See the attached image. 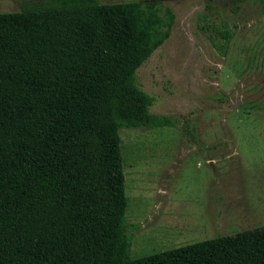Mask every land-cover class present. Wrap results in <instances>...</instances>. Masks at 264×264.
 Segmentation results:
<instances>
[{"label":"trees","instance_id":"16d2710c","mask_svg":"<svg viewBox=\"0 0 264 264\" xmlns=\"http://www.w3.org/2000/svg\"><path fill=\"white\" fill-rule=\"evenodd\" d=\"M174 20L160 1L0 13V264H130L119 130L171 126L136 71Z\"/></svg>","mask_w":264,"mask_h":264},{"label":"rangeland","instance_id":"374dc122","mask_svg":"<svg viewBox=\"0 0 264 264\" xmlns=\"http://www.w3.org/2000/svg\"><path fill=\"white\" fill-rule=\"evenodd\" d=\"M21 1L0 0V13ZM99 1H160L175 15L136 71L171 126L119 130L130 264H264L263 0ZM224 23L225 56L210 40Z\"/></svg>","mask_w":264,"mask_h":264}]
</instances>
